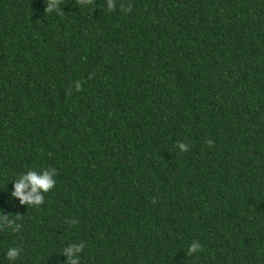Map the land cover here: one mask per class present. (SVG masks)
Returning a JSON list of instances; mask_svg holds the SVG:
<instances>
[{
	"label": "trees",
	"instance_id": "16d2710c",
	"mask_svg": "<svg viewBox=\"0 0 264 264\" xmlns=\"http://www.w3.org/2000/svg\"><path fill=\"white\" fill-rule=\"evenodd\" d=\"M50 2L0 0V262L264 264V0Z\"/></svg>",
	"mask_w": 264,
	"mask_h": 264
},
{
	"label": "clouds",
	"instance_id": "9594fccd",
	"mask_svg": "<svg viewBox=\"0 0 264 264\" xmlns=\"http://www.w3.org/2000/svg\"><path fill=\"white\" fill-rule=\"evenodd\" d=\"M106 7L109 11L114 8L111 0H109ZM55 8L56 4L52 0V2L46 5L45 10L52 12ZM176 148L180 152L189 151V146L184 142H177ZM56 176V169L51 167L39 169L29 167L13 174L12 178L8 181V183H12V188L8 191L9 200H15L19 205L27 207L42 205L45 194L49 193L57 183ZM19 219L20 217L16 215L9 216V214L0 213V225L7 227L11 233H18L20 231L22 225L18 222ZM68 222L70 224L76 223L74 219ZM84 248L85 243L83 241L72 242L66 244L59 254L65 257L64 264H80L81 253L84 251ZM200 249L201 245L199 241L193 240L187 246V254L195 255ZM4 255L5 259L11 262V264H16L21 255V249L19 246L8 247Z\"/></svg>",
	"mask_w": 264,
	"mask_h": 264
}]
</instances>
